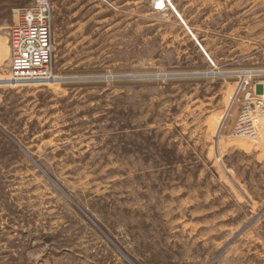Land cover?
I'll list each match as a JSON object with an SVG mask.
<instances>
[{"label": "rangeland", "instance_id": "obj_1", "mask_svg": "<svg viewBox=\"0 0 264 264\" xmlns=\"http://www.w3.org/2000/svg\"><path fill=\"white\" fill-rule=\"evenodd\" d=\"M51 2L57 84L0 88V264H264V148L222 129L264 0Z\"/></svg>", "mask_w": 264, "mask_h": 264}, {"label": "built area", "instance_id": "obj_2", "mask_svg": "<svg viewBox=\"0 0 264 264\" xmlns=\"http://www.w3.org/2000/svg\"><path fill=\"white\" fill-rule=\"evenodd\" d=\"M11 18L10 25L3 30L8 67L6 74L0 76V88L14 90L24 86L56 85L58 78L52 66L54 16L51 0H32L28 6L13 8ZM233 103L242 109L229 137L259 141L264 148L258 135L264 121V84L261 93L256 94L250 80H246Z\"/></svg>", "mask_w": 264, "mask_h": 264}, {"label": "crops", "instance_id": "obj_3", "mask_svg": "<svg viewBox=\"0 0 264 264\" xmlns=\"http://www.w3.org/2000/svg\"><path fill=\"white\" fill-rule=\"evenodd\" d=\"M1 41V43L2 44H4V42H2V40H0ZM4 46H5V44H4ZM6 48V47H5ZM236 107V105H234L233 106V108H232V110H231V115H232V112L234 111V108ZM238 116H239V114H238ZM238 116H237V118H236V120L238 119ZM231 118V117H230ZM230 118H229V120H230ZM229 120L228 121H226L224 124H223V126H222V129H225L224 131V134H225V137H229L231 134H232V131H233V129H234V126H235V123H236V121L233 123V125L231 126V128L229 129L228 128V123H229Z\"/></svg>", "mask_w": 264, "mask_h": 264}, {"label": "bare ground", "instance_id": "obj_4", "mask_svg": "<svg viewBox=\"0 0 264 264\" xmlns=\"http://www.w3.org/2000/svg\"><path fill=\"white\" fill-rule=\"evenodd\" d=\"M159 5H160V6L164 5V2L161 1ZM164 7H165V5H164ZM156 10H157V9H156ZM0 44H2L1 41H0ZM3 46H4V45H3ZM4 47H6V53L8 54V48H7L6 44H5Z\"/></svg>", "mask_w": 264, "mask_h": 264}]
</instances>
